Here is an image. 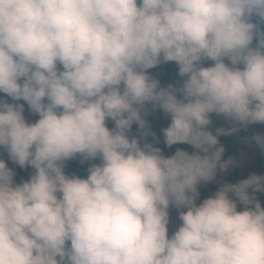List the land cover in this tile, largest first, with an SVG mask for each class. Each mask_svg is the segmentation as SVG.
<instances>
[{
	"label": "clouds",
	"instance_id": "1",
	"mask_svg": "<svg viewBox=\"0 0 264 264\" xmlns=\"http://www.w3.org/2000/svg\"><path fill=\"white\" fill-rule=\"evenodd\" d=\"M256 124L264 0H0V264H264V175L219 140Z\"/></svg>",
	"mask_w": 264,
	"mask_h": 264
},
{
	"label": "rangeland",
	"instance_id": "2",
	"mask_svg": "<svg viewBox=\"0 0 264 264\" xmlns=\"http://www.w3.org/2000/svg\"><path fill=\"white\" fill-rule=\"evenodd\" d=\"M227 62V61H226ZM151 74L156 76L160 79L162 86H167L169 83V80H167L163 75L158 74L154 72V70H149ZM27 108V106H26ZM26 117L30 120V122H34L37 117L31 116L30 113L26 111ZM155 120L151 122V126L153 131L157 133V136H160L161 129L163 126H161V119L160 117L156 118ZM223 127L225 129L231 128L233 125L230 121L226 120L223 122ZM111 126V125H110ZM262 124H256V125H249L246 129L241 127L238 131L234 132L231 135H225L220 136V144L225 148V154L224 158L227 159L229 157H236L238 161H243L242 165L239 166L241 168V172L237 175L233 173V170L226 175V179L230 182H237L240 179L247 178L250 174L255 173V169L257 168L258 164V155L262 153V151L255 145L254 142L249 143L248 141L251 139L252 136L256 134L264 135V133H261L263 129ZM151 139V138H149ZM161 143L157 146L162 147L163 144V138L160 136ZM184 148L188 151H193V149L188 145H175L172 149H168L167 155H171L175 152L176 148ZM5 158V157H4ZM89 166V165H88ZM87 169V168H86ZM83 170L79 176L86 177L87 171ZM21 178L27 179L28 173L24 175L23 177H18L17 180L19 181ZM211 191H214V185H209L207 188L202 189V196H207L210 194ZM175 217V213H173V218Z\"/></svg>",
	"mask_w": 264,
	"mask_h": 264
},
{
	"label": "trees",
	"instance_id": "3",
	"mask_svg": "<svg viewBox=\"0 0 264 264\" xmlns=\"http://www.w3.org/2000/svg\"><path fill=\"white\" fill-rule=\"evenodd\" d=\"M211 62H207L205 64V66H209ZM154 72L163 75L167 80H169V83L171 84H176L178 81L181 80V77L178 76V68L176 66L175 63H168V64H164L159 66L156 69H153ZM160 117L161 119V126H163V128L167 127L170 123V119L169 118H165L164 114L162 112L157 111L156 113L152 114L151 116L148 117V120L151 124V122H153L155 120V122L157 121L156 118ZM211 119L213 121V123L209 126L210 131L213 132V134H215V131L217 128H222L223 122L226 121V119H224L223 117H218L215 114H212ZM154 123V122H153ZM135 130H136V126L133 127V134H135ZM261 133H264V126L263 129L261 131ZM161 148L164 149V153L165 155H167L168 149L165 146H162ZM6 159V157H5ZM258 164H257V168L255 169V173L257 174H261L264 175V151H262L261 154L258 155ZM10 166H12L10 164ZM88 167V164H84L83 166L78 162V161H69L68 162V166L66 168V171L68 174H77L80 175V173L85 170ZM18 172V177H23L24 175H26L28 172L24 171V170H20L17 169ZM241 172V168L237 167L236 169L233 170L234 174H239ZM260 199L262 200V202H264V194H262L260 196Z\"/></svg>",
	"mask_w": 264,
	"mask_h": 264
}]
</instances>
